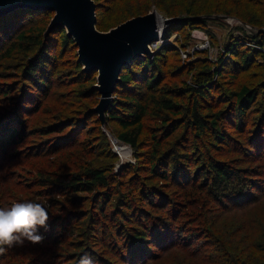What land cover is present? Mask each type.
Here are the masks:
<instances>
[{
  "label": "trees",
  "instance_id": "trees-1",
  "mask_svg": "<svg viewBox=\"0 0 264 264\" xmlns=\"http://www.w3.org/2000/svg\"><path fill=\"white\" fill-rule=\"evenodd\" d=\"M244 1L253 9L246 20L237 15L243 10L236 9ZM227 2L233 7L216 3L212 7L215 12L204 8L205 12L211 13H201L200 0H146L145 5L133 4L131 0L112 12L120 17L136 11V15L131 16L134 18L156 6L166 18H180L174 27L189 21H204L200 19L202 15L224 14L238 16L252 26L264 28L263 4L254 0ZM96 7L97 15L100 11L97 3ZM37 12L47 11L18 9L0 17V31L9 17ZM50 22L39 31L18 33L17 42L7 50L10 53L24 51L29 56L34 52L23 70L34 76L36 81L33 82L44 97L51 92L53 70L62 56L52 54L51 58L44 46L57 34L63 47L75 45L63 28H57L45 37ZM97 29L100 30L98 17ZM168 32L169 28H164L166 39ZM168 48L163 47L152 58L137 59L124 68L106 115L107 125L108 119H115L122 128L118 140L135 149H140L138 142L143 134L142 118L146 112L151 117V125L154 123L149 136L151 143L146 146L149 148L141 157H136L141 163L138 172L132 176L124 169L119 170L120 173L114 172L111 166L98 161V154L81 147L71 128L70 123L75 119L68 116L72 115L69 104H57L46 113L48 123L36 130L41 131V139L35 140L36 143L25 151L14 150L15 146L24 145L28 130L33 131L29 126L26 128L25 123L42 111V100L34 103L29 93L19 94L18 98L12 94L4 97L13 108L0 119V167H4L5 161L23 154L21 166L35 168L24 169L29 173L30 182L26 184L31 186L32 192L22 198L15 172L24 170L3 174L15 176L17 190L11 189V181L0 179L3 189L0 207L33 200L45 205L49 220L47 230L40 229L44 236L42 243L26 242L24 247L30 248L25 251L15 247L7 249L0 254V264H9L10 260L19 264L26 259L21 252L42 254L27 264H81L82 260H90L91 264H264V216L258 211L252 215V210L261 204L264 196V170L254 171L218 160L219 151H233L229 139L232 138L230 134L236 132L249 137L247 141L244 138L236 143L253 144L251 151L258 147L251 141L258 134L260 146L253 157L256 160L264 157L263 115L251 118V112L264 92L258 85L251 86L239 79L241 73L256 65L258 58L264 59V35L252 36L245 32L233 35L217 61L195 70L187 66L189 64H183L179 55L169 54ZM50 60L53 61L52 68L48 67ZM77 67L84 73L81 64ZM89 75H92L89 79L93 86L81 93L87 95L92 90L99 95L94 88L98 73ZM39 76L42 79L36 78ZM124 83L131 91L142 95L124 99L133 103L134 110L129 119L113 109L118 89ZM58 99L63 102V97ZM26 102L32 106L27 107ZM96 106L86 114L91 113L99 119L93 111ZM99 122L102 127L100 119ZM205 135L213 146L212 152L201 145ZM111 151L108 146L106 157H103L113 160ZM183 152L189 154L186 156ZM189 157L193 161L190 170L187 169L188 162L183 164V159ZM39 159H45L50 170L37 168ZM159 183L165 191L157 186ZM199 193H203V197ZM31 195H36L37 199ZM212 202L218 203L216 209L209 207ZM150 209L155 211L147 213ZM107 227L111 234L118 236L116 242L107 243L101 235L100 230L105 234ZM97 241L101 250L97 248ZM45 243L49 245L42 248ZM116 248L119 252L110 250ZM109 250L111 256H107Z\"/></svg>",
  "mask_w": 264,
  "mask_h": 264
},
{
  "label": "rangeland",
  "instance_id": "rangeland-1",
  "mask_svg": "<svg viewBox=\"0 0 264 264\" xmlns=\"http://www.w3.org/2000/svg\"><path fill=\"white\" fill-rule=\"evenodd\" d=\"M209 1L210 2L207 3L204 0H200V9H202L201 13L215 12L212 7L215 6L216 3L227 5L231 8L233 7L232 4L227 2L228 0ZM254 1L263 4L264 7V0ZM94 2H96L100 7V11L97 12V17L98 27L100 29L99 31L101 32H108L110 31V28L112 29L115 28L116 25H120V23L127 17V20H129L133 18L131 16L136 15L135 11L134 13H126V15H121L119 17L112 12V9H120L123 6L128 5L131 0H94ZM132 2H134L133 4L137 3V5L146 4V0H132ZM204 8H206L207 11L211 12H205L203 10ZM236 9L243 10L237 13V15L243 16L241 17L243 20H246L248 15L253 12L252 6L246 1L243 2L242 6H236ZM152 12L157 13L159 24L166 29L169 28V32L166 39L164 38V35H161L162 31L160 28V30H158V38L154 39L150 44L151 50L156 53L163 47H169V54H175V56L179 55L180 60L182 59L181 62L186 65L189 64L187 66H190L194 70L195 68L199 69L209 62L213 63L217 61L220 58L221 54L225 53V46H227L229 39L232 38L233 35H242L243 32L247 33L242 25L247 22L243 21L238 16H228L224 14L202 15L200 19H203L204 21H189L188 23L174 27V23L164 24V20L173 18H166L165 15L162 14V12H160V10L156 6H153L151 8V11H147V13L139 16H144ZM54 14L55 13L48 11L37 12L33 15L27 16L22 14H15L8 18L9 21L5 24V28H1L0 31V119L5 118L13 108V105L11 107V103L9 102V100L4 98L5 96L9 97L12 94L13 96H17L18 98L19 94L24 96L25 93H29V96H32L34 98V103H39L42 100V111L40 113H37L35 117L31 118L25 123L26 128L27 126H29V128H31V130L33 131L28 130L27 135L29 137L27 136L26 140H24V145L15 146L14 150H19V152L25 151L27 148L31 147V144L36 143L35 140L41 139V131L36 130L39 126L48 123L49 118L47 117L46 113L51 112V109L57 104H69L70 107L68 108L71 110L72 115L68 116L75 119L70 123L72 124L71 128L73 132L76 133L75 136H77L78 142L82 144L81 147L83 149L89 148L92 154H98V161L105 166H111L114 172L118 173L119 170L121 171L124 169L128 170L127 174L132 176L133 174H136L135 172H138L137 167L141 163L137 160L136 157H141L145 153L146 149L149 148L146 147L147 144L151 143L149 136L155 126L154 123L151 125V117L149 115L147 116L148 112H146L145 116L142 118L144 128L143 134H140V141L138 142V146L140 149L132 148L130 145L124 144L120 140H118V134L122 131V128L117 120L108 119V125L106 120L105 127H103V125L101 127L99 122L100 118L98 119L96 115H93L91 113L86 114L87 111L90 112L93 106H98V104L100 103V94L98 95L92 90H90L87 95H83L81 93V91H83L84 89H88L89 87L93 86L91 79H89V76L91 77L92 75H89L91 74V72H84L85 74L80 72L79 68L77 67L78 49L74 44L63 47V45H60L59 43L57 34L55 36V39L51 38L50 40H53L44 46V49H46V51L51 54V58L52 54H55L56 56L60 54L62 55L61 59H59V61H57V64H55V68L53 70L54 76L52 78V83H54L48 97H44V93L36 87L35 83L33 82V80L36 81V79H34V76L28 75L23 70L25 65L27 64V60L30 57L33 58V56L35 55L34 52H32L30 56L29 54H25L24 51H18L14 53H10L11 51L7 52L8 49L11 50L13 43L17 42L16 35L18 33L26 32L27 34H30L32 30L39 31L40 29L47 27ZM48 45L49 47H47ZM170 61H172V58ZM52 64L53 61L50 60L48 62V67L52 68ZM36 78L42 79V76ZM239 79L240 82H246L251 86L258 85V87H261L264 92V59L258 58L256 65L253 64V66L247 72L241 73ZM10 87L17 88L18 91L15 92L16 90L14 91ZM226 90H228V88ZM135 92L131 91L130 86L126 83L122 84L119 87L117 92L118 99H116V106L115 108H113L115 110V113L129 119L128 117L133 112L134 107L133 103L129 104V101L126 102L124 99L128 98L131 95L142 97L141 94H137ZM59 97H63V102L58 99ZM113 101L114 95L112 104ZM25 105L27 107H31L32 103L30 104L26 102ZM111 106L109 107V109L111 108ZM82 112L84 114H81ZM260 114L263 115L262 121L264 122V93L261 95L258 103L255 105L254 110L251 112V118H256ZM42 119L44 121L42 123H38ZM4 120L6 119H3V121ZM7 120L10 122L13 121L10 119ZM228 128L231 129V127ZM230 135L232 136V138H230L229 140L231 142L233 151H219L218 160L222 162L226 161L231 165L247 167L250 170L254 171H263L264 157L260 160H256V158L253 157L254 151H256L260 146V144L258 143L260 136L257 134L251 140L255 142L256 146H258L254 147V151H251L250 148L253 144L244 146L242 144L239 145L236 143L237 141H240L244 138V141L249 140V137L247 135H242L237 132L234 133V135ZM234 137H239L241 139H234ZM201 145L205 147L204 150L208 148L210 152H212L213 146H211L207 142V135L201 138ZM108 146H110L112 149L111 153L113 160H107L105 158V153L107 152ZM117 146L128 148L130 152L126 157H122V155L117 151ZM184 153L185 152H183V154ZM187 154L189 153H185L186 156ZM23 158V154H21L20 156L9 160V162L5 161L3 163L4 167H0V179L4 181H11L12 183L10 184V187L13 191L17 190V185L15 186L16 182H14L15 176L3 174L6 172H12V170L35 168L30 166L25 168L22 167L21 165L23 163ZM37 162V168L43 167L44 170H50V167L47 165V163H45V159H39ZM186 162H188L187 169H192L193 161H190V157L187 159H183V164H185ZM194 162L196 161L194 160ZM15 173L18 176L17 182L22 198L24 194L32 192L31 186H27L28 184H26L28 181L30 182V179L28 178L29 173L26 172V170H24L23 172ZM157 186L161 189V191H165L162 187L163 185H161L160 183ZM2 191L3 189L0 188V193H2ZM31 196L37 199L36 195ZM199 196L203 197V193H199ZM56 199L61 201L58 197ZM261 199V204L256 205V208L252 210V215H255L256 211H258L260 215L264 216V196H262ZM46 200L47 199H45V201ZM217 206L218 203L212 202L209 207L216 209ZM154 211L155 210L150 209L147 213ZM235 213H238L240 215L242 214V212ZM256 217L259 218L258 216ZM149 218L150 217L148 216V219ZM107 229L108 231L105 234H103V231L100 230L101 235L106 238L107 243L111 242L112 240L116 242V238L118 236H115V233L111 234V231L108 227ZM96 244L97 248L101 250L102 246L99 245L98 241L96 242ZM47 245H49V243L43 244L42 248H45ZM200 247H203V244ZM15 248L18 251H25V249H29L30 246H21ZM51 250H53V247L51 248ZM110 250H112L113 252L114 250L115 252H119V249L117 248ZM110 250L106 251L107 256H111ZM21 254V256L26 259H23L19 264H27V262H30L31 260H33V258L36 257L37 259L42 255L39 254V252H21ZM45 262L46 261H44V263ZM9 264H16V261L10 260Z\"/></svg>",
  "mask_w": 264,
  "mask_h": 264
},
{
  "label": "water",
  "instance_id": "water-1",
  "mask_svg": "<svg viewBox=\"0 0 264 264\" xmlns=\"http://www.w3.org/2000/svg\"><path fill=\"white\" fill-rule=\"evenodd\" d=\"M96 3L94 0H0V17L18 9L52 11V18L45 37L57 28L66 30L67 36L78 48V63L84 72H97L94 88L100 94V103L93 111L103 127L106 113L112 105L121 74L137 59L152 58L150 44L160 30L157 13L152 12L127 20L108 32L97 29ZM180 18L164 20V24L179 22ZM247 34L259 36L264 28L242 24ZM162 31V30H161Z\"/></svg>",
  "mask_w": 264,
  "mask_h": 264
},
{
  "label": "clouds",
  "instance_id": "clouds-1",
  "mask_svg": "<svg viewBox=\"0 0 264 264\" xmlns=\"http://www.w3.org/2000/svg\"><path fill=\"white\" fill-rule=\"evenodd\" d=\"M49 214L43 203L33 200L15 202L0 207V254L12 247L24 246L26 242L40 244L44 236L40 229L48 228ZM81 264H91L82 260Z\"/></svg>",
  "mask_w": 264,
  "mask_h": 264
},
{
  "label": "bare ground",
  "instance_id": "bare-ground-1",
  "mask_svg": "<svg viewBox=\"0 0 264 264\" xmlns=\"http://www.w3.org/2000/svg\"><path fill=\"white\" fill-rule=\"evenodd\" d=\"M160 28L162 30V32H161V35H162L164 27L161 26ZM117 151L122 155V157H126L128 155V153L130 152L128 148H125L123 146H117Z\"/></svg>",
  "mask_w": 264,
  "mask_h": 264
},
{
  "label": "built area",
  "instance_id": "built-area-1",
  "mask_svg": "<svg viewBox=\"0 0 264 264\" xmlns=\"http://www.w3.org/2000/svg\"><path fill=\"white\" fill-rule=\"evenodd\" d=\"M264 51V50H263Z\"/></svg>",
  "mask_w": 264,
  "mask_h": 264
}]
</instances>
